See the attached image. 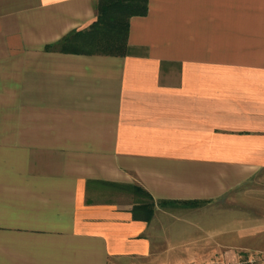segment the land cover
<instances>
[{"label": "crops", "instance_id": "0c3cea01", "mask_svg": "<svg viewBox=\"0 0 264 264\" xmlns=\"http://www.w3.org/2000/svg\"><path fill=\"white\" fill-rule=\"evenodd\" d=\"M95 3L0 0V264H151L165 208L264 186V0H148L123 57L45 50Z\"/></svg>", "mask_w": 264, "mask_h": 264}, {"label": "rangeland", "instance_id": "374dc122", "mask_svg": "<svg viewBox=\"0 0 264 264\" xmlns=\"http://www.w3.org/2000/svg\"><path fill=\"white\" fill-rule=\"evenodd\" d=\"M243 190L208 206L157 214L149 235L151 264H209L240 254L264 258V186Z\"/></svg>", "mask_w": 264, "mask_h": 264}, {"label": "trees", "instance_id": "16d2710c", "mask_svg": "<svg viewBox=\"0 0 264 264\" xmlns=\"http://www.w3.org/2000/svg\"><path fill=\"white\" fill-rule=\"evenodd\" d=\"M95 11L96 20L87 29L71 32L46 46L45 50L71 55L123 57L127 50L129 21L146 16L148 0H96ZM131 190L135 194L142 193L138 189ZM168 204L171 203H161L162 206ZM202 204L183 203L190 208H199ZM152 216L153 207L149 203H140L133 209L135 220L148 223Z\"/></svg>", "mask_w": 264, "mask_h": 264}, {"label": "built area", "instance_id": "2783aa9c", "mask_svg": "<svg viewBox=\"0 0 264 264\" xmlns=\"http://www.w3.org/2000/svg\"><path fill=\"white\" fill-rule=\"evenodd\" d=\"M209 264H264V258L243 256L233 261L211 262Z\"/></svg>", "mask_w": 264, "mask_h": 264}]
</instances>
